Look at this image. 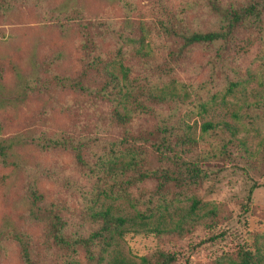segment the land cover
I'll use <instances>...</instances> for the list:
<instances>
[{
  "label": "trees",
  "instance_id": "obj_1",
  "mask_svg": "<svg viewBox=\"0 0 264 264\" xmlns=\"http://www.w3.org/2000/svg\"><path fill=\"white\" fill-rule=\"evenodd\" d=\"M196 4L208 8L215 22L212 29L190 28L182 14L166 12L156 18L153 29L145 19L115 24L87 18L70 0H0V15L17 5L32 6L62 33L75 23L83 57L79 73L68 76L55 70L61 61L59 54L42 58L33 55L26 78L19 69H13L19 84L15 90L3 91L0 80V110L34 97L44 104H59L67 113L93 112V128L88 133L26 131L3 138L0 121V164L19 172L24 181V210L18 218L22 224L8 219L2 223L0 256L3 243L11 242L23 264H42L34 257L33 241L23 227L33 224L42 228L45 243L58 253L83 254L84 260L73 264H175V254L162 248L131 256L120 240L128 233L141 232L180 239L219 222L217 207L208 208L195 192L206 179L202 164L209 158L230 154L236 127L226 121H206L199 129L201 138L195 137L192 127L173 111L183 100H176L180 96L174 86L161 82L175 65L189 58L196 46L226 54L232 48H237L236 53L246 52L256 43L264 61V0H245L237 5L197 0ZM124 5L128 13L132 6L127 1ZM241 38L244 43L239 47ZM155 40L161 42V48L155 46ZM107 44H111L110 49H105ZM158 49L163 52L162 59ZM224 67L222 64L215 74L219 75ZM135 69L149 75L145 76L149 86H141L139 78L133 77ZM241 83V79L228 80L224 96L235 92ZM209 89L203 93L210 94V102L214 103L216 94ZM67 93L75 96L71 102L64 100ZM170 103L174 108L165 110L164 105ZM200 103L196 107L205 110L207 102ZM232 117L247 124L264 123V99L243 102ZM204 143L218 149L206 148ZM26 146L71 154L89 188L86 210L96 224L90 233L70 231L65 219L67 206L48 200L38 188L41 180H48L65 190L81 192L80 182L56 167L28 162L21 154ZM100 198L110 204L93 210L90 205ZM184 201L187 206H182ZM241 209L248 215L259 211L250 196ZM260 215L264 216L263 210ZM258 254L241 249L233 264H258Z\"/></svg>",
  "mask_w": 264,
  "mask_h": 264
},
{
  "label": "rangeland",
  "instance_id": "obj_2",
  "mask_svg": "<svg viewBox=\"0 0 264 264\" xmlns=\"http://www.w3.org/2000/svg\"><path fill=\"white\" fill-rule=\"evenodd\" d=\"M124 1L131 4L127 13ZM245 0H221L224 5L240 4ZM197 0H70L81 8L85 17L94 20H106L118 24L130 19L147 20L154 29L156 18L163 14H182L186 16L188 26L198 30H209L215 26L208 8L203 5L198 8ZM186 12V13H184ZM237 43L241 47L244 39ZM79 34L75 23L67 26L64 33L52 22L46 21L40 12L32 6H14L0 15V80L3 91L15 90L19 86L18 78L13 69H19L23 76L32 66L31 58L59 54L61 61L55 67L59 73L76 76L81 69L82 54L78 49ZM161 42L155 40V46L161 48ZM107 44L105 49H110ZM230 49L226 54L216 49H201L194 47L188 59L175 65L173 71L161 85L169 83L174 86L181 103L165 104V110L173 111L192 127L195 137H200V126L206 121H226L236 127V138L229 145L230 154L226 158H209L202 164L206 179L196 190L197 196L208 208L216 206L220 211L219 222L212 227H200L193 233L173 239L162 235L154 236L148 232L128 233L120 243L125 252L140 257L149 254L156 248H162L175 254V264H233L238 260L241 249L260 253L258 257L264 264V123L247 124L244 120L232 117L243 102H262L264 99V61L256 43L248 51L236 53ZM159 58L163 52L158 49ZM225 70L214 71L222 68ZM134 78H139V84L149 86L145 82L143 71L134 70ZM214 76L211 79V76ZM241 85L235 92L224 96V88L228 80L239 81ZM151 82H155L151 78ZM209 82H213L209 84ZM210 88V93L216 94L214 103L210 102V94L206 96L204 89ZM62 95V94H61ZM202 97V98H201ZM225 97V101L221 98ZM75 96L66 94L64 100L72 101ZM207 102L205 110L196 107L201 101ZM201 104V103H200ZM107 109V108H106ZM0 121L3 124L2 137L7 138L26 131H75L88 133L93 128V112L91 109L79 110L78 113H67L59 104L46 103L31 97L16 107L0 110ZM140 119L137 120V123ZM208 139L204 137V139ZM206 148L218 149L210 143H204ZM22 156L28 162H38L45 166L56 167L64 175L80 182L81 192L68 191L57 184L41 180L39 190L48 200L64 204L68 208L65 219L72 232L87 235L96 224L89 219V207L86 194L88 184L77 171L73 157L67 152H42L33 146L21 150ZM23 176L11 167L0 164V228L8 219L15 224L23 213L22 192ZM83 193V194H82ZM251 201L258 207V214H243L244 202ZM109 200L100 198L90 205L93 210L104 209ZM187 206V202H182ZM33 241L34 257L42 264H73L83 261V254L76 256L60 254L56 249L46 244L40 226L26 225ZM0 256V264H23L19 258L14 243L4 242Z\"/></svg>",
  "mask_w": 264,
  "mask_h": 264
}]
</instances>
